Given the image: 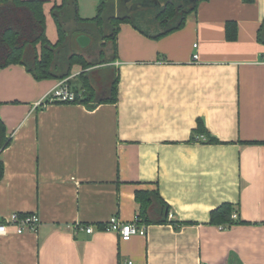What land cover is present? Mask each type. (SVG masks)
Here are the masks:
<instances>
[{
	"label": "crops",
	"instance_id": "crops-1",
	"mask_svg": "<svg viewBox=\"0 0 264 264\" xmlns=\"http://www.w3.org/2000/svg\"><path fill=\"white\" fill-rule=\"evenodd\" d=\"M100 1L79 0L80 15L94 17ZM61 2L46 0L45 13ZM263 26L264 0H202L159 38L122 23L118 100L93 107L47 102L60 80L0 69L10 136L0 216L42 219L0 235V264H264ZM138 190H158L180 224L151 223L129 240L103 229L135 219ZM227 202L237 222L211 223Z\"/></svg>",
	"mask_w": 264,
	"mask_h": 264
},
{
	"label": "trees",
	"instance_id": "trees-1",
	"mask_svg": "<svg viewBox=\"0 0 264 264\" xmlns=\"http://www.w3.org/2000/svg\"><path fill=\"white\" fill-rule=\"evenodd\" d=\"M200 1L101 0L96 15L84 18L79 13V0H62L51 9L58 30V40L53 43L47 35L46 0H0V69L20 64L38 80L68 78L78 95L76 101L92 107L116 102L119 72L113 63L118 58L120 25L131 23L145 34L159 38L180 29ZM147 12L156 15V22L150 24H157V31L145 30L139 25L138 17ZM236 33L235 23L228 22V38L234 39ZM80 35L89 36L90 45L83 47L78 42ZM259 38L264 41V30ZM75 66H81L82 71L73 75ZM95 66L102 67L93 69ZM204 130L200 124L198 131ZM211 141L217 140L211 138ZM9 143L10 136L0 116V155ZM3 175L4 163L0 156V180ZM136 198L140 225L180 224L170 219L171 207L158 190H138ZM234 211L231 203H223L211 212V223L231 226L237 222L232 219Z\"/></svg>",
	"mask_w": 264,
	"mask_h": 264
},
{
	"label": "built area",
	"instance_id": "built-area-1",
	"mask_svg": "<svg viewBox=\"0 0 264 264\" xmlns=\"http://www.w3.org/2000/svg\"><path fill=\"white\" fill-rule=\"evenodd\" d=\"M197 59L198 55H194ZM78 98L77 93L73 90L68 78L60 80L59 84L49 93L47 102H76ZM233 219L238 218L237 213H233ZM169 217H173L170 213ZM41 217L38 213H12L7 217L0 216V235H6L14 230L17 233H24L26 231H36L41 224ZM103 229L108 231H115L119 233L124 240H129L134 235H146L147 228L145 224L140 225L137 217L131 222H124L117 216H113L107 221ZM86 231L94 232V227L89 225ZM132 264V262H129Z\"/></svg>",
	"mask_w": 264,
	"mask_h": 264
},
{
	"label": "rangeland",
	"instance_id": "rangeland-1",
	"mask_svg": "<svg viewBox=\"0 0 264 264\" xmlns=\"http://www.w3.org/2000/svg\"><path fill=\"white\" fill-rule=\"evenodd\" d=\"M46 15L48 17L47 18V35H48L49 39L53 43H55L58 40V30H57V25L55 23V20L49 11V6H47V14ZM137 21H138L139 25L142 28H144L145 30L151 29V31H157L155 28V27H157V24H155L156 26H151V24H150V23L156 22V15L154 14V12L144 13L143 15L138 17ZM88 45H90V43ZM86 55H88V53H86ZM98 67H102V66H95V67H93V69L94 68L97 69ZM78 69H79V72L82 71L81 66H77L74 68L73 72L77 71Z\"/></svg>",
	"mask_w": 264,
	"mask_h": 264
},
{
	"label": "water",
	"instance_id": "water-1",
	"mask_svg": "<svg viewBox=\"0 0 264 264\" xmlns=\"http://www.w3.org/2000/svg\"><path fill=\"white\" fill-rule=\"evenodd\" d=\"M91 39L87 35H80L78 37V42L83 46L86 47L90 43Z\"/></svg>",
	"mask_w": 264,
	"mask_h": 264
}]
</instances>
